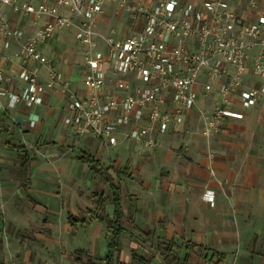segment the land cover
<instances>
[{
    "label": "crops",
    "instance_id": "1",
    "mask_svg": "<svg viewBox=\"0 0 264 264\" xmlns=\"http://www.w3.org/2000/svg\"><path fill=\"white\" fill-rule=\"evenodd\" d=\"M20 1L34 5L55 2ZM204 1L179 0L181 6L192 3L196 9ZM229 3L239 18L252 21L263 0ZM59 10L71 14L67 6H59ZM5 14L10 25L24 30V35L7 36L0 30V52L11 78L0 101V264H36L44 259L46 249L60 246L87 250L94 258L99 253L104 256L107 229L96 215L114 216V185L120 192L122 225L125 232H131L130 239L138 231L146 238L173 240L178 249H187V242H194V249L205 250L203 253L224 252L226 263L235 259L232 264H253L259 257L262 264L261 253L254 249L264 237V99L246 108L240 102V91L262 86L252 64L264 51V33L248 50L247 69L229 104L243 117H226L219 131L206 132L211 113L222 103L220 85L234 72V66L226 63L224 72L212 80L211 90L205 89L208 72L200 75L192 87L196 104L183 113L181 122L166 132L154 126L143 141L126 136L130 126L120 127L115 133L117 143L108 144L91 132L76 135L68 123L70 98L89 92L77 25L59 29L40 43L48 63L23 61L17 52L49 17L15 12L10 6ZM142 28L143 18L117 0L106 2L96 18L101 38L122 39ZM238 30L239 25L234 24L229 31ZM167 38L174 42L171 35ZM195 46L190 38L188 47ZM49 64L59 79L52 78ZM23 67L44 85L42 103L20 99L10 105V94H22L27 86L19 76ZM106 74L107 90L116 93L118 75L110 67ZM128 79L132 90L138 91L140 83L133 75ZM147 139L155 144H148ZM80 151L98 159L104 172H95L80 161ZM99 192L107 196L103 206L95 195ZM70 215L86 222L71 225ZM125 232L121 236L122 262L128 255Z\"/></svg>",
    "mask_w": 264,
    "mask_h": 264
},
{
    "label": "built area",
    "instance_id": "2",
    "mask_svg": "<svg viewBox=\"0 0 264 264\" xmlns=\"http://www.w3.org/2000/svg\"><path fill=\"white\" fill-rule=\"evenodd\" d=\"M108 1L55 0L53 4L44 1L34 5L20 0H0V30L7 36L24 35V30L10 25L5 14L7 6L15 12L49 17L17 52L23 61L48 63L39 49L40 43L59 29L77 25L76 38L84 48V81L89 92L85 96L73 95L68 103V123L76 135L91 132L108 144H116L115 133L124 126H130L126 136L135 141L145 140L154 126L159 132H166L182 121L186 110L195 106L192 87L200 75L205 70L208 72L205 89L211 90L212 80L224 72L226 63L234 66V72L220 85L222 103L211 113L206 132L219 131L226 117L244 116L229 104L247 69L248 50L264 33V0L252 21L239 18L229 0H205L201 9L192 3L181 6L179 0H155L152 4L144 0H117L131 6L135 15L143 18V28L138 34L116 40L101 38L96 30V18ZM62 5L71 14L60 11ZM234 24L239 25V30L230 32ZM167 35L174 42L168 41ZM190 38L196 44L193 49L188 47ZM4 58L0 52V101L5 84L11 79L5 72ZM49 65L52 78L59 79L60 75ZM108 67L118 75L116 93L107 90ZM252 67L263 83L260 88L240 91V102L246 108L264 99V51L254 58ZM130 75L140 83L138 91L132 90ZM19 76L27 86L22 94H10V105L20 99L42 103L44 85L37 76L26 67ZM144 120L146 124L142 123ZM146 142L155 144L153 139Z\"/></svg>",
    "mask_w": 264,
    "mask_h": 264
},
{
    "label": "trees",
    "instance_id": "3",
    "mask_svg": "<svg viewBox=\"0 0 264 264\" xmlns=\"http://www.w3.org/2000/svg\"><path fill=\"white\" fill-rule=\"evenodd\" d=\"M78 158L80 161L88 163L91 169L95 172H104L105 170V168L100 164L99 160L86 151H80ZM108 180L111 181V178H108ZM113 187L114 189L112 190V194L115 204L114 216L110 217L107 213L96 215V217L103 221L106 225V236L108 238L107 253L96 260V258H94L87 250L76 249L74 251V262L76 264H123L120 258L123 250L121 236L125 232V228L122 225V218L124 214L121 208L120 192L118 190V186L114 185ZM95 195H99V205L103 206L106 203L107 196L104 195V192H99ZM68 219L71 225H77L78 223L86 222L85 219L74 217L72 215H70ZM150 235L151 233L147 234L148 237H150ZM196 245L197 244L194 242H187V252L183 258H180L177 252L179 245L173 240L159 241L158 249L161 250L165 264H173L175 262L177 264H192L188 250L194 249ZM200 255L203 257L204 264H226L227 256L224 252L211 250L210 254L201 252ZM261 255L263 257L262 264H264V248L261 252ZM131 261L133 264H150V260L135 249H133L131 252Z\"/></svg>",
    "mask_w": 264,
    "mask_h": 264
},
{
    "label": "rangeland",
    "instance_id": "4",
    "mask_svg": "<svg viewBox=\"0 0 264 264\" xmlns=\"http://www.w3.org/2000/svg\"><path fill=\"white\" fill-rule=\"evenodd\" d=\"M127 7L128 10L133 11L131 6L124 5ZM131 7V8H130ZM33 151V149H32ZM130 233L128 230L125 232L124 237V250L128 254L123 259V264H133L130 261L129 258V252L132 249L137 250L139 253L144 255L147 259L150 260V264H165L163 260V255L161 253V250L158 249V238L155 236H152L150 238H146L144 235L140 234L138 231L133 233V236L130 239ZM264 248V237L259 240L258 244L256 245L254 252L261 253ZM190 259L192 260V264H204L203 257L200 255L202 252H206L205 250H199V249H189ZM177 252L180 256V258H183L184 255L187 252V249L185 248H179L177 249ZM44 259H41L40 262L36 264H76L74 262L75 254L74 250L70 249L69 247H59L57 250H48L46 249L44 251ZM209 254V252H208ZM102 257V254H98L95 258ZM36 262L38 259L35 260ZM235 261V259L231 260V263L226 264H232ZM173 264H177L176 262ZM253 264H261V258L257 257L253 260Z\"/></svg>",
    "mask_w": 264,
    "mask_h": 264
}]
</instances>
